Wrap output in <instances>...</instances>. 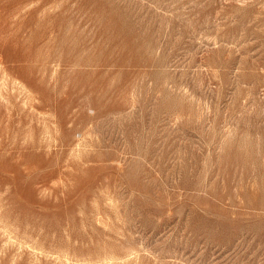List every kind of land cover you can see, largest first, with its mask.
<instances>
[{
    "label": "rangeland",
    "instance_id": "1",
    "mask_svg": "<svg viewBox=\"0 0 264 264\" xmlns=\"http://www.w3.org/2000/svg\"><path fill=\"white\" fill-rule=\"evenodd\" d=\"M0 264H264V0H0Z\"/></svg>",
    "mask_w": 264,
    "mask_h": 264
},
{
    "label": "bare ground",
    "instance_id": "2",
    "mask_svg": "<svg viewBox=\"0 0 264 264\" xmlns=\"http://www.w3.org/2000/svg\"><path fill=\"white\" fill-rule=\"evenodd\" d=\"M104 255H105V254H104ZM103 257H104V256H103ZM106 257L108 258V256H106ZM111 258H112V257H111ZM112 260H113V259H112ZM106 261L108 262V260H105V262H106ZM110 261H111V260H110ZM113 261H114V260H113Z\"/></svg>",
    "mask_w": 264,
    "mask_h": 264
}]
</instances>
